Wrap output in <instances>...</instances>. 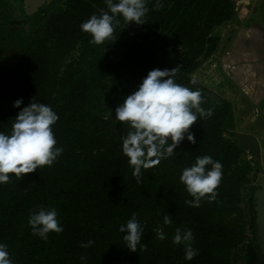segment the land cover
<instances>
[{"label":"trees","instance_id":"obj_1","mask_svg":"<svg viewBox=\"0 0 264 264\" xmlns=\"http://www.w3.org/2000/svg\"><path fill=\"white\" fill-rule=\"evenodd\" d=\"M49 1L30 27L20 3L0 0V132L11 133L24 106L43 102L58 114L52 127L62 148L52 166L0 184V243L14 264H256L250 185L258 168L235 140L233 104L193 76L219 47L218 28L236 18L237 0H147L144 24L118 17L99 45L80 25L107 11L105 0ZM175 67L176 82L199 90L211 115L191 126L195 143L185 138L172 157L142 169L138 182L121 148L129 127L116 122L115 109L150 70ZM204 155L222 164L221 182L215 199L190 206L180 175ZM38 206L57 210L62 232L46 240L32 234L28 219ZM133 213L144 229L137 252L125 248L119 231ZM177 228L193 233L198 254L191 260L172 242Z\"/></svg>","mask_w":264,"mask_h":264},{"label":"clouds","instance_id":"obj_2","mask_svg":"<svg viewBox=\"0 0 264 264\" xmlns=\"http://www.w3.org/2000/svg\"><path fill=\"white\" fill-rule=\"evenodd\" d=\"M105 4L107 11L91 15L80 25L81 31L90 34L92 44L99 45L111 38L114 25L119 23L118 17H122L126 25L130 22L137 25L145 23L147 0H105ZM175 75L176 67L150 70L137 89L124 96L115 109L116 122L126 123L129 127L127 135L122 137L121 148L138 182L142 169L153 168L162 159L172 157L176 152L174 149L185 138L195 143L191 126L198 118L211 115L210 110L205 112L201 107V92L178 84ZM22 103V98L17 99L13 107L20 108ZM58 119V114L51 106L33 100L17 113L10 134L0 132V184L8 183L13 176L19 180L24 174L53 165L62 152V148L56 146L52 127ZM222 167L219 161L204 155L197 156L191 166L184 168L180 181L193 198L185 203L198 207L206 196L209 200L215 199V190L222 178ZM171 223L170 217L166 215L164 224ZM28 224L32 234L44 240L48 238L49 232L63 231L55 208L38 206L37 210L30 213ZM119 231L124 234L125 248L137 252L144 229L135 213L120 225ZM156 235L161 240L166 238L162 229H157ZM193 239L191 229L177 228L172 237L173 244L184 245L187 260L198 254L191 246ZM92 243L89 240L82 243L81 247H90ZM0 264H14L5 243H0Z\"/></svg>","mask_w":264,"mask_h":264},{"label":"crops","instance_id":"obj_3","mask_svg":"<svg viewBox=\"0 0 264 264\" xmlns=\"http://www.w3.org/2000/svg\"><path fill=\"white\" fill-rule=\"evenodd\" d=\"M237 7L236 18L218 28L219 47L193 76L233 104L236 133L256 137L259 154L246 152L260 173L264 171V0H237Z\"/></svg>","mask_w":264,"mask_h":264},{"label":"water","instance_id":"obj_4","mask_svg":"<svg viewBox=\"0 0 264 264\" xmlns=\"http://www.w3.org/2000/svg\"><path fill=\"white\" fill-rule=\"evenodd\" d=\"M22 5L21 12L26 14L30 27L40 22L50 7L49 0H15ZM235 140L251 154H259L258 141L252 134L237 133ZM251 211L253 215L254 235L252 246L256 253V264H264V178H260L258 186L254 187L251 199Z\"/></svg>","mask_w":264,"mask_h":264},{"label":"rangeland","instance_id":"obj_5","mask_svg":"<svg viewBox=\"0 0 264 264\" xmlns=\"http://www.w3.org/2000/svg\"><path fill=\"white\" fill-rule=\"evenodd\" d=\"M1 9H3V7L0 6V10H1ZM211 92H212V91H211ZM212 93H214V92H212ZM214 94H216V93H214ZM245 153H246V157H247L248 154H247L246 151H245ZM249 156H250V155H249ZM249 156H248V158L251 160L252 156H250V157H249ZM255 165H256V164H255ZM263 176H264V171H263V172H260V173H259V172H257V173H253V174L251 175L253 181H252V184H251L250 186H253V187L258 186V181H259L260 178H264ZM249 195H250V189L247 188V189L244 191V203H243L244 208H247V207H248V197H249ZM250 236H251V238L253 237V235H250ZM245 245H246V244H244V245L240 248V250H239V253H240V254L243 253V248L245 247ZM238 264H242L240 260L238 261Z\"/></svg>","mask_w":264,"mask_h":264},{"label":"built area","instance_id":"obj_6","mask_svg":"<svg viewBox=\"0 0 264 264\" xmlns=\"http://www.w3.org/2000/svg\"><path fill=\"white\" fill-rule=\"evenodd\" d=\"M249 159V158H248Z\"/></svg>","mask_w":264,"mask_h":264}]
</instances>
